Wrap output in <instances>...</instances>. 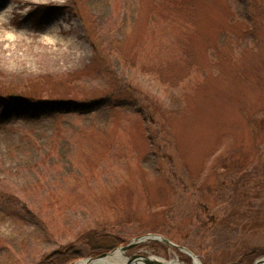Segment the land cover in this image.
<instances>
[{
    "label": "rangeland",
    "instance_id": "rangeland-1",
    "mask_svg": "<svg viewBox=\"0 0 264 264\" xmlns=\"http://www.w3.org/2000/svg\"><path fill=\"white\" fill-rule=\"evenodd\" d=\"M84 1L87 24L63 9L36 26L38 5L85 4L0 0L1 89L50 75L45 85L64 91L77 71L71 95L119 85L136 95L112 116L0 123V264H30L69 245L83 256L66 264L88 258L82 235L93 228L121 239L111 251L154 234L200 264H256L264 257V0H193L179 12L165 1ZM86 126L100 131L86 135ZM121 252L125 261L193 264L161 240Z\"/></svg>",
    "mask_w": 264,
    "mask_h": 264
},
{
    "label": "trees",
    "instance_id": "trees-1",
    "mask_svg": "<svg viewBox=\"0 0 264 264\" xmlns=\"http://www.w3.org/2000/svg\"><path fill=\"white\" fill-rule=\"evenodd\" d=\"M161 1H165L170 9L172 8L178 12L186 4L192 5L193 3V0H154V3L158 4ZM80 2L82 5L85 4L83 6L84 11L79 6L76 8L73 5L72 7L38 5L34 9H31L30 15L34 16L36 26H40L64 9V11L70 10L72 13H78L79 18L83 20L84 24H87L89 22L87 18H91V15L87 11L88 8L85 1L80 0ZM187 18H189L188 14ZM186 26H190V30L194 33L191 23H187ZM91 44L95 58L99 51H97L96 42ZM185 48L187 52L190 51L188 47ZM97 60L104 61L102 58ZM76 73L77 71L73 72L69 76L70 78H64V91L45 85L47 84L45 80L52 78L50 75H39L36 77V82H31L32 85L30 86H23V89L20 91L13 92L0 88V123L12 118L14 115L27 121H35L45 117H55L56 115L91 113L103 109H106L108 115L112 116V114H115L116 108L127 109L134 106L136 95L129 86L119 85V88L114 87L111 90H105L104 93L92 97H78V93L75 90H73L74 93L71 95L70 91L72 89L69 84L72 79L76 80L74 77ZM60 80L63 79L60 78ZM44 91L47 92L46 95H43ZM82 130L86 135L100 131V129H94L90 126H86ZM82 238L88 245V256H96L109 251L118 245L121 240L119 237L108 235L97 228L85 232ZM82 256V251L76 246H62L50 253L42 254L39 259L30 264H66L74 258Z\"/></svg>",
    "mask_w": 264,
    "mask_h": 264
},
{
    "label": "water",
    "instance_id": "water-1",
    "mask_svg": "<svg viewBox=\"0 0 264 264\" xmlns=\"http://www.w3.org/2000/svg\"><path fill=\"white\" fill-rule=\"evenodd\" d=\"M146 239L163 240V241L167 242L168 244H170L174 247H177L179 250L187 253L192 258L193 264H200L196 255H194L189 249L182 247V246H179V245L175 244L174 242L168 240L166 237L161 236V235L147 234V235L139 236L137 238L132 239L126 245L118 246L116 249H119L120 251H124V250H127V249L135 246L139 242H142ZM110 252H112V251H110ZM110 252H103V253L97 255L96 257H88V259L104 257L107 254H109ZM138 259L144 260V262L147 264H164L163 262H161L157 259H152V257H148V256H133L127 261V263H124V264H132L133 262L137 261ZM262 259H264V257ZM195 261H197L198 263H195ZM74 263H69V264H74Z\"/></svg>",
    "mask_w": 264,
    "mask_h": 264
},
{
    "label": "bare ground",
    "instance_id": "bare-ground-1",
    "mask_svg": "<svg viewBox=\"0 0 264 264\" xmlns=\"http://www.w3.org/2000/svg\"><path fill=\"white\" fill-rule=\"evenodd\" d=\"M152 258H154V257H152ZM156 259L163 262L164 264H183L177 260L165 261L161 258H156ZM127 261L128 260L125 261V258H123L122 252L119 249H115L104 257L92 258V259L83 258V259L75 262L74 264H113V263L119 264V263H127ZM195 263H198V262L195 261ZM132 264H147V263H145L144 260H142V259H138L137 261L133 262ZM256 264H264V259H262V258L259 259Z\"/></svg>",
    "mask_w": 264,
    "mask_h": 264
}]
</instances>
